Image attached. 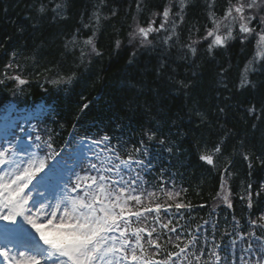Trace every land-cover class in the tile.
I'll list each match as a JSON object with an SVG mask.
<instances>
[{
    "label": "trees",
    "instance_id": "16d2710c",
    "mask_svg": "<svg viewBox=\"0 0 264 264\" xmlns=\"http://www.w3.org/2000/svg\"><path fill=\"white\" fill-rule=\"evenodd\" d=\"M168 1L0 0V107L17 90L13 80L5 79L8 72L28 81L20 87L25 99L49 94L60 135L74 127L107 133L132 148L143 129H157L171 140L174 152L151 145L150 184L159 185L163 168L164 181L177 191L186 189L180 199L192 205L172 224L194 232L207 222L217 239L225 227L235 226V217L247 232L250 210L240 196L248 183L254 193L264 184V166L257 159L264 157V68L254 65L252 85L239 86L241 71L255 53L251 40L242 44L236 37L211 52L206 45H198L195 55L188 51L187 45L212 27L208 0H190L168 43L166 36L161 40L162 33L152 36L158 39L153 46H127L134 24L147 25ZM57 3L62 15L52 11ZM41 4L47 6L43 14L38 11ZM226 6L227 0H216L218 17ZM90 37L100 55L84 44ZM82 50L86 55L81 56ZM9 62H14L12 69L5 68ZM61 78L63 83H52ZM180 81L188 86L180 87ZM221 141L224 150L214 155L215 167L199 160L202 151H212ZM244 151L252 157V169ZM225 167L231 173L226 189L233 206H220L213 213ZM166 200L161 196V202ZM253 200L252 211L258 215L264 210V192L258 199L254 194ZM148 223L154 224L151 218Z\"/></svg>",
    "mask_w": 264,
    "mask_h": 264
},
{
    "label": "snow or ice",
    "instance_id": "6c2138e0",
    "mask_svg": "<svg viewBox=\"0 0 264 264\" xmlns=\"http://www.w3.org/2000/svg\"><path fill=\"white\" fill-rule=\"evenodd\" d=\"M215 4L216 0L206 3L212 24L211 28L206 27L203 37L210 40L208 51L224 47L237 35L242 44L254 39L256 51L244 65L239 85L251 86L249 74L257 70L254 65L260 64L264 68V0H227L223 15L219 17ZM189 6L190 0L166 4L162 13H158L162 16L159 27L153 26L155 21L147 27L137 25L130 33L132 39L139 37L141 46L149 45V33L168 32L170 25L171 34L164 41L168 43L175 34L177 21H184ZM61 8L62 4L57 3L52 11L55 15H62ZM46 9L47 6L41 4L38 11L43 14ZM237 27L238 33L234 31ZM116 43L119 47L120 41ZM195 43L192 41L187 45L193 55L197 51ZM84 44L90 45L92 52L100 55L91 37ZM13 63L9 62L5 68L12 69ZM4 76L18 86L28 83L19 74L6 72ZM63 82V78L52 81L53 84ZM178 83L182 88L188 86L183 81ZM249 112L254 113L255 108H250ZM109 141L107 135L88 141L97 147L103 145V155L95 148H89L93 155L88 157L85 154V166L70 160L71 153L62 155L65 149L57 150L51 137L45 140L36 134L34 139L29 137L27 143L22 137L15 143L5 137V142L0 144V264H219L221 257L217 249L221 245L213 242L207 250L196 248L199 237L191 233L188 234V242L184 243L182 233L172 224L173 219L178 222L183 218L181 210L192 207L180 199L181 192L187 190L168 189L163 168L157 177L159 185L154 190L145 186L142 174L153 167L148 160L151 155L149 148L157 144L161 151L171 154L174 152L171 140L155 128L143 129L138 146L126 149V158L122 157L120 150L125 146L118 148ZM223 150L221 141L212 151H202L199 160L215 167L214 155ZM241 154L252 169L251 155L247 151ZM257 159L264 166V157ZM230 175L225 167L220 191L216 193V197L229 208L233 205L225 188ZM261 192H264V184L254 193L253 185L248 183L240 196L241 200H247L250 211L248 231L239 238L241 241L249 238L259 241V253L249 242L248 247L242 250L239 264H264V210H260L258 215L252 211L253 195L258 199ZM161 196H166L167 200L161 202ZM173 207L175 213L171 212ZM162 212L167 217L166 223ZM153 213L155 215L150 217L149 214ZM150 218L164 231L158 232L155 226L147 227ZM233 220L235 227L239 228V221L235 217ZM236 235L239 236V232ZM163 236H168L165 243H161ZM236 242L234 239L232 244ZM168 244L178 251H167ZM162 253H166L165 257L158 258ZM205 255L208 258L202 261ZM246 256L257 258L246 259Z\"/></svg>",
    "mask_w": 264,
    "mask_h": 264
},
{
    "label": "rangeland",
    "instance_id": "374dc122",
    "mask_svg": "<svg viewBox=\"0 0 264 264\" xmlns=\"http://www.w3.org/2000/svg\"><path fill=\"white\" fill-rule=\"evenodd\" d=\"M170 2H173V3H174L175 0H169V1H168V4H169ZM161 20H162V16L157 15V16L153 19V21H155V24H154V25L157 24L156 27H159V24H160ZM150 22H152V21H150ZM150 22H149V23H150ZM149 23H148V24H149ZM179 23H180V22L177 21V26L179 25ZM154 25H153V26H154ZM147 26H148V25H147ZM147 26H143V27H147ZM177 26H176V27H177ZM136 27H137V25L134 24V26H133V28H132V32L136 29ZM154 27H155V26H154ZM168 27H169V31H168V32H159V33H157V32H152V33H149V40L151 41V44H149V45H145V46H153V45H154L155 41L158 40V39H153L152 36H154V35H159V34L164 33V35L160 36V38L162 37L161 40H164L165 36L167 37L168 35L171 34V26L169 25ZM221 31L223 32L224 29H221ZM234 31H235L236 33H238V27H237ZM132 32H131V33H132ZM205 35H206V31L203 32V34L201 35V37H200L199 39L192 40V41H196V43L194 44V47H197L198 45H206V46H208V43L210 42V40H204L203 37H204ZM172 36H173V35H172ZM237 38L240 39V38H239V35H237ZM237 38H235V39H237ZM232 40H233V39H232ZM192 41H191L190 43H192ZM229 41H231V40H229ZM229 41H228V42H229ZM251 41H253L254 44H255V40H254V39L251 40ZM228 42L226 43V45H225L224 47L227 46ZM126 45H127V46H132V47H134L135 50L138 49V48H140V47H145V46H141V44H140V38H139V37H137L136 39H132L131 35H130V37H129V41H128V43H127ZM126 45H125V46H126ZM216 48H217V47H216ZM218 48H221V47H218ZM222 48H223V47H222ZM88 51H89L90 53H92V49H89ZM255 51H256V47H255ZM84 54L86 55V52H85ZM15 83H16V82H15ZM17 87L20 89L21 86H18V85L16 84V89H17ZM76 159H77V160L79 161V163H80V157H79V155L76 157ZM219 191H220V190H219ZM225 191L228 193V191H227L226 188H225ZM229 199H230V195H229ZM214 204L217 205V207H219V206H226L225 203L223 202V200L219 199L218 197L215 198V202H214ZM235 254L237 255L235 260H237V261L239 262V257H240V255H241L242 253H241V252H236ZM252 257H253V258H252L253 260L256 259V258H254V256H252ZM245 258L248 259L247 256H246Z\"/></svg>",
    "mask_w": 264,
    "mask_h": 264
}]
</instances>
